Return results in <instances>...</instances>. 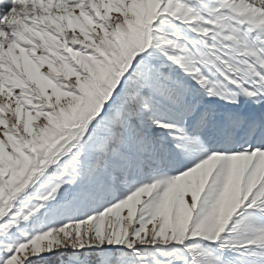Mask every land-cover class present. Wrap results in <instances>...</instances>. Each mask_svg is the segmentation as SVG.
<instances>
[{"label": "snow or ice", "instance_id": "1", "mask_svg": "<svg viewBox=\"0 0 264 264\" xmlns=\"http://www.w3.org/2000/svg\"><path fill=\"white\" fill-rule=\"evenodd\" d=\"M0 264H264V0H0Z\"/></svg>", "mask_w": 264, "mask_h": 264}]
</instances>
